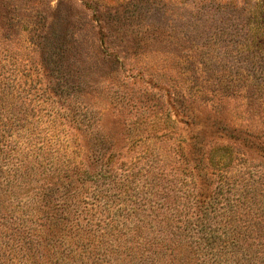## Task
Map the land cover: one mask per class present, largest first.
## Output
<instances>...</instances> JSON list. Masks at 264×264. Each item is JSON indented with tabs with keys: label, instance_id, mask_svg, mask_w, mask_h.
Segmentation results:
<instances>
[{
	"label": "rangeland",
	"instance_id": "obj_1",
	"mask_svg": "<svg viewBox=\"0 0 264 264\" xmlns=\"http://www.w3.org/2000/svg\"><path fill=\"white\" fill-rule=\"evenodd\" d=\"M0 264H264V0H0Z\"/></svg>",
	"mask_w": 264,
	"mask_h": 264
},
{
	"label": "trees",
	"instance_id": "obj_2",
	"mask_svg": "<svg viewBox=\"0 0 264 264\" xmlns=\"http://www.w3.org/2000/svg\"><path fill=\"white\" fill-rule=\"evenodd\" d=\"M32 40H33V39H32ZM32 43H33V45H34L36 48H37L39 45H40V47L42 48V44H41V43L36 42V41H33ZM235 137H236L237 140H239V139H242V140H243L242 135L239 134V133H236V134H235ZM88 176H89V173H88ZM95 177H96V176H95ZM25 255H26V254H25Z\"/></svg>",
	"mask_w": 264,
	"mask_h": 264
}]
</instances>
